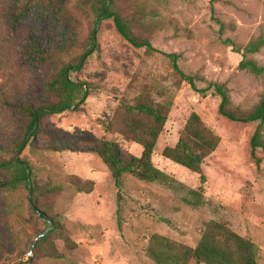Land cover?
<instances>
[{"label":"rangeland","instance_id":"1","mask_svg":"<svg viewBox=\"0 0 264 264\" xmlns=\"http://www.w3.org/2000/svg\"><path fill=\"white\" fill-rule=\"evenodd\" d=\"M92 3L0 0V159H9L10 146L27 132V117L10 105L49 98L39 77L48 63L29 59L26 36L44 51L66 45V62L94 45L80 68L68 70L73 81L88 87L83 103L40 119L39 132L26 138L37 150L27 146L20 155L28 185L0 190V218L7 214L13 234L8 240L0 222V264L28 258L27 264H154L146 254L153 234L195 247L210 221L254 243L257 263L264 264V151L252 155L250 148L257 125L222 117L219 100L199 96L166 57L180 53L182 70L200 79L197 88L204 87L202 81L224 85L230 109H252L264 95V76L239 69L242 56L223 41L246 44L264 37V0H108L154 52L128 44L111 20L96 17ZM215 19L224 27L221 34ZM247 58L264 66V47ZM32 73L38 75L33 82ZM145 97L167 112L152 155L167 179L124 174L116 184L94 150L106 139L125 156L141 155L123 132L128 107ZM192 113L219 138L199 174L162 156L164 148L176 145ZM261 133L264 142V125ZM7 178L0 170V180ZM48 222L45 237L32 247Z\"/></svg>","mask_w":264,"mask_h":264},{"label":"trees","instance_id":"2","mask_svg":"<svg viewBox=\"0 0 264 264\" xmlns=\"http://www.w3.org/2000/svg\"><path fill=\"white\" fill-rule=\"evenodd\" d=\"M28 1L40 3L42 0ZM92 10L97 18L103 17V19L111 20L117 34L132 47L145 49L147 52L156 51L151 42L140 39L131 32L127 20L108 6V0H93ZM215 22L221 34L224 27L220 21L215 19ZM24 41L30 42V53L27 55L30 60L36 59L42 65L48 63V71L39 77L42 80V88L49 98L41 103L30 101L10 105L12 110L27 117V132L16 137L8 150L9 159H0V170L8 174L7 179L0 180V190H14L22 185L26 187L29 183L26 162L20 158V155L27 146L31 150H37V147L30 141H26L28 132L34 131L32 137L35 136L39 132L40 119L44 115L60 114L69 110V107L81 105L88 92V87L84 88L81 82L73 81L70 78L68 70L78 69L82 66L94 48L93 42L85 53L71 59V62H66L65 57L70 55V50L65 47L66 45H56L52 50L44 51L32 42L30 34L26 36ZM223 44L230 46L233 52L242 56L238 65L239 69L246 70L254 76H264V66H260L256 61L247 58L248 54L256 53L264 47V37L246 44L227 38L224 39ZM166 57L180 79L187 83L199 96L202 98L215 97L219 100L218 112L222 117L232 122L256 124V129L250 140L251 153L254 155L258 149L264 151L261 133V127L264 125V95L248 111L230 109L229 96L224 85L213 81H202L204 87L197 88L200 79L185 73L181 68L184 57L178 52L168 53ZM31 75L32 82L38 78V75L36 76L34 73ZM128 113L130 117L124 122L123 135L130 142L141 147V155L139 157L125 156L116 142L106 139L98 142L94 150L95 154L108 167L116 184L119 183L124 174H130L143 181L164 182L167 176L154 167L152 155L167 120V112L164 111L162 105L154 103L149 97H145L135 105L128 107ZM218 145L219 138L203 124L196 113H192L182 129L176 145L164 148L162 156L192 173L199 174L203 163L215 152ZM65 150L88 152L78 149ZM201 180L203 181L204 177H201ZM191 192L196 195V192ZM32 204L33 202H31V207ZM0 222L5 231L9 233L8 240H11L13 234L5 212L1 216ZM146 254L154 264H189L191 261L198 264H258L257 249L254 243L214 221L206 224L205 230L195 247H189L172 241L168 237L153 234L149 238Z\"/></svg>","mask_w":264,"mask_h":264},{"label":"water","instance_id":"3","mask_svg":"<svg viewBox=\"0 0 264 264\" xmlns=\"http://www.w3.org/2000/svg\"><path fill=\"white\" fill-rule=\"evenodd\" d=\"M100 18H101V17H100ZM98 26H99V23H98V25H97V27H96L94 33H93V38L95 37V32H96ZM66 74H67V71H66ZM76 106H77V105H76ZM76 106L69 107V110H73ZM29 135H30V133H29ZM29 135L27 136V139L29 138ZM27 139H26V141H27ZM27 178H28V181H29L30 178H29V172H28V171H27ZM29 189H30V191H31V187H29ZM50 225H51V223L48 222V229H46L43 233L39 234V235L35 238V241H34L32 247H34L35 242H36L39 238L44 237V236L46 235V233L48 232V230H49V228H50ZM29 261H30V259H28V260L25 261L24 263H19V264H27V263H29Z\"/></svg>","mask_w":264,"mask_h":264}]
</instances>
